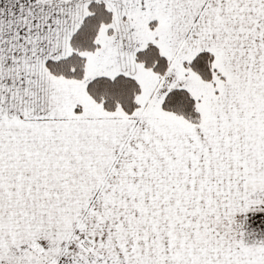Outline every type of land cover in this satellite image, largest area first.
I'll use <instances>...</instances> for the list:
<instances>
[{
	"label": "snow or ice",
	"instance_id": "obj_1",
	"mask_svg": "<svg viewBox=\"0 0 264 264\" xmlns=\"http://www.w3.org/2000/svg\"><path fill=\"white\" fill-rule=\"evenodd\" d=\"M0 264H264V0H0Z\"/></svg>",
	"mask_w": 264,
	"mask_h": 264
}]
</instances>
